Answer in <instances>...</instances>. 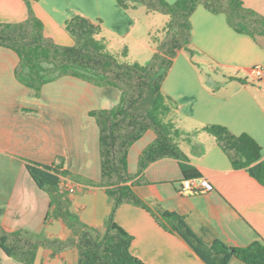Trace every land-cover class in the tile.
Returning <instances> with one entry per match:
<instances>
[{
    "label": "crops",
    "instance_id": "obj_1",
    "mask_svg": "<svg viewBox=\"0 0 264 264\" xmlns=\"http://www.w3.org/2000/svg\"><path fill=\"white\" fill-rule=\"evenodd\" d=\"M173 4L177 0H164ZM245 8L264 17V0H242ZM43 25V34L56 45L72 46L63 25L80 15L100 21L106 44L135 40L137 12L124 10L116 0H39L31 5ZM23 0H0V23L25 21ZM192 62L180 54L164 81L163 91L178 104L173 122L180 132L178 146L198 179L207 180L210 192H180L185 176L179 161L160 159L142 173L134 190L160 216L174 212L205 245L222 241L234 248L264 242V186L244 169H234L205 125H220L235 135L247 134L261 148L264 161V78L251 70H264V36L238 34L224 15L199 6L190 18ZM148 37L150 36L146 33ZM140 39V40H139ZM138 40V41H137ZM128 51L127 47H124ZM209 69L207 83L199 65ZM17 55L0 48V225L6 232L42 233L48 238H73L58 219L46 222L49 195L39 189L26 162L61 164L71 177L63 179L70 211L86 226L100 233L111 204L100 182L99 130L91 112L114 108L120 92L97 87L78 78L62 76L44 84L39 93L21 84L15 70ZM218 72L222 76L218 77ZM156 136L147 131L129 149L128 172L137 173L142 151ZM115 222L132 237L130 253L144 264H205L178 236L165 231L148 211L122 204ZM0 264H20L0 251ZM34 264H78L75 248L59 254L39 249ZM228 264H244L232 258Z\"/></svg>",
    "mask_w": 264,
    "mask_h": 264
},
{
    "label": "trees",
    "instance_id": "obj_2",
    "mask_svg": "<svg viewBox=\"0 0 264 264\" xmlns=\"http://www.w3.org/2000/svg\"><path fill=\"white\" fill-rule=\"evenodd\" d=\"M39 0H23L28 8L25 21L0 23V48L13 51L19 65L17 80L36 94L41 87L62 76L78 78L97 87H113L120 92L119 103L112 109L91 112L99 130L100 182L91 185L104 189L111 211L105 220L103 233L84 225L70 211V198L63 179L71 177L61 164L41 165L26 162V169L37 185L51 200L46 217L61 220L73 238L59 240L42 233L6 232L0 225V251L20 264H34L39 249L59 254L75 248L78 264H144L130 253L132 237L115 222V213L122 204L140 207L155 218L167 232L180 237L205 264H228L236 258L244 264H264V242L256 240L246 247L234 248L222 241L202 243L186 225L184 218L163 211L157 216L135 192L143 182L142 173L155 161L172 158L179 161L184 180L198 179V172L187 165V158L178 146L180 132L173 119L178 104L163 91V84L174 61L180 54L190 62L192 48L190 18L197 7L214 15H224L227 24L238 34L264 36V17L244 7L242 0H116L124 10L143 6L147 13L157 12L168 17L162 37H153L156 45L151 60L141 65L118 62L107 52L100 21L77 15L65 21L63 28L73 41L72 46L56 45L43 34V25L34 15L31 5ZM127 57L124 49L119 54ZM156 138L140 154L137 173L128 172L130 147L147 132ZM203 131L214 138L217 146L234 169H244L264 186V161L261 148L247 134L235 135L220 125H205Z\"/></svg>",
    "mask_w": 264,
    "mask_h": 264
},
{
    "label": "rangeland",
    "instance_id": "obj_3",
    "mask_svg": "<svg viewBox=\"0 0 264 264\" xmlns=\"http://www.w3.org/2000/svg\"><path fill=\"white\" fill-rule=\"evenodd\" d=\"M137 21L136 35H140L142 33V36H139L142 40V46L133 39H127L124 42L113 41L107 46V52L114 56L115 59L120 63L126 62L128 64H147L151 60L156 49V45L152 41V38L162 37L161 31L166 26L168 17L157 12L147 13L146 9L143 6H140L137 12ZM146 33H148L150 36L148 37L145 35ZM124 47L128 48L127 57L125 59L119 56L122 50H124ZM199 71L202 79L206 83L208 81V76H213L211 75L212 73L209 72V69H206L201 64L199 65ZM221 76L222 72H218V77Z\"/></svg>",
    "mask_w": 264,
    "mask_h": 264
},
{
    "label": "built area",
    "instance_id": "obj_4",
    "mask_svg": "<svg viewBox=\"0 0 264 264\" xmlns=\"http://www.w3.org/2000/svg\"><path fill=\"white\" fill-rule=\"evenodd\" d=\"M251 76L255 79L264 78V70L258 66L251 70ZM212 186L204 179H189L183 180L180 184V192H210ZM69 193L73 192V189H68Z\"/></svg>",
    "mask_w": 264,
    "mask_h": 264
}]
</instances>
